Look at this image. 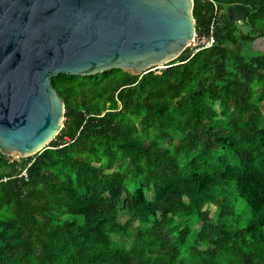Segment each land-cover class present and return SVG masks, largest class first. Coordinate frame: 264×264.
<instances>
[{
	"label": "trees",
	"instance_id": "obj_1",
	"mask_svg": "<svg viewBox=\"0 0 264 264\" xmlns=\"http://www.w3.org/2000/svg\"><path fill=\"white\" fill-rule=\"evenodd\" d=\"M193 15L215 44L160 72L53 79L56 140L0 152V264H264V0Z\"/></svg>",
	"mask_w": 264,
	"mask_h": 264
},
{
	"label": "water",
	"instance_id": "obj_2",
	"mask_svg": "<svg viewBox=\"0 0 264 264\" xmlns=\"http://www.w3.org/2000/svg\"><path fill=\"white\" fill-rule=\"evenodd\" d=\"M194 0H0V152L46 150L64 128L53 79L166 68L194 47Z\"/></svg>",
	"mask_w": 264,
	"mask_h": 264
},
{
	"label": "built area",
	"instance_id": "obj_3",
	"mask_svg": "<svg viewBox=\"0 0 264 264\" xmlns=\"http://www.w3.org/2000/svg\"><path fill=\"white\" fill-rule=\"evenodd\" d=\"M215 9L217 10V4L213 1L212 2ZM215 44V38L213 35H211L209 38L208 37H200L196 34L195 41H194V47L192 48L194 50V53H197L201 50L209 49L212 48L213 45Z\"/></svg>",
	"mask_w": 264,
	"mask_h": 264
},
{
	"label": "rangeland",
	"instance_id": "obj_4",
	"mask_svg": "<svg viewBox=\"0 0 264 264\" xmlns=\"http://www.w3.org/2000/svg\"><path fill=\"white\" fill-rule=\"evenodd\" d=\"M248 50V55H256V54H259V53H264V42L261 41L260 44L258 45L257 44V47L256 46H251ZM163 68L160 67V68H157L153 71H156V72H160L162 71ZM18 160V158H16ZM130 218V215L128 214H121V216L119 217V221L122 223V224H125Z\"/></svg>",
	"mask_w": 264,
	"mask_h": 264
}]
</instances>
